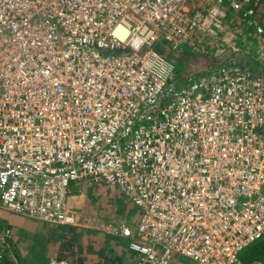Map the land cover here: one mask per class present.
I'll return each instance as SVG.
<instances>
[{
	"label": "built area",
	"instance_id": "built-area-1",
	"mask_svg": "<svg viewBox=\"0 0 264 264\" xmlns=\"http://www.w3.org/2000/svg\"><path fill=\"white\" fill-rule=\"evenodd\" d=\"M260 10L0 0V209L71 226V183L112 186L139 210L120 230L138 264H241L264 236V76L219 62L177 84L164 53L193 35L237 51L228 13L262 36Z\"/></svg>",
	"mask_w": 264,
	"mask_h": 264
},
{
	"label": "crops",
	"instance_id": "crops-1",
	"mask_svg": "<svg viewBox=\"0 0 264 264\" xmlns=\"http://www.w3.org/2000/svg\"><path fill=\"white\" fill-rule=\"evenodd\" d=\"M247 26L249 27L246 23L243 27ZM231 31L237 36V30ZM239 40L240 38L235 39V44L236 42L238 44ZM235 56L242 58V56ZM245 56H250L243 57L249 60L242 61L238 68H247L253 75H259L255 73L254 65H252L254 64L253 56L249 54ZM193 68L190 72L193 70L203 72L206 69L205 66L198 69ZM73 191L74 193L69 191L68 205L71 214L78 222L76 227L42 223L0 209V228L4 227L5 230L11 231L10 238L8 239V236L5 238L11 246L10 251L1 252L3 258L0 264H73L76 261H80V264H96L103 256L111 255L110 252L116 256L122 255V264H128L130 260L125 252L128 240L116 238L120 237L119 230H114L110 224L106 226L107 222L103 225L102 219L92 213V208L86 209L87 213H85L82 210L85 204L82 201L84 198L81 194L78 196L76 190ZM132 208L134 210L131 215H133L135 223H138L139 210L134 206ZM29 221H34L37 224L29 223ZM121 241L126 246H123ZM119 243L122 246H119ZM123 247L125 248L123 249ZM135 261H137V256L134 263Z\"/></svg>",
	"mask_w": 264,
	"mask_h": 264
},
{
	"label": "rangeland",
	"instance_id": "rangeland-1",
	"mask_svg": "<svg viewBox=\"0 0 264 264\" xmlns=\"http://www.w3.org/2000/svg\"><path fill=\"white\" fill-rule=\"evenodd\" d=\"M260 7L258 8V10ZM259 21L258 23L263 28L264 25V12L262 10L259 11ZM243 25H240L237 28L240 31H237V38H240L238 44H233L237 51H232L227 47H223L220 44L218 45L216 42H212V44L205 42V40H201L202 38L194 39L191 37L184 45L181 46L177 51L174 53L179 57L173 55L170 51H168V58L170 60H174L176 62L175 69H174V77L176 76L177 84L182 81V76L188 75L190 70L203 68L205 66L206 69H213L216 67V63H228L234 62L236 56H242L241 61H248V58L243 57H250L245 56L247 54L256 57L259 59H264V35L258 36L256 34V30L254 28V32H250L248 29H245L243 26L248 21L243 19ZM230 28V27H229ZM232 30V29H231ZM250 52V53H249ZM226 58L231 60H226ZM194 71V70H193ZM198 72V71H197ZM76 190L78 192V196L84 198L82 201L85 202L83 206V211L85 213L86 209L92 208V213H95L97 217L101 218V223L104 225L110 224L114 230H121L123 226L127 227L133 234L135 232L136 226L138 223H135V219L131 215L133 213V208L128 201H126V197L122 194L117 188L112 186H106L103 184H93V183H82V182H73L70 184L69 191ZM80 198V197H79ZM68 202L70 198H67ZM79 210V208H78ZM81 211V209L79 210ZM71 214V212H70ZM72 215V214H71ZM73 216V215H72ZM81 219V218H80ZM37 224L34 221H29V223ZM75 224L71 226H63V227H76ZM130 223V224H129ZM8 232V239L10 238V230H5V228H0V232ZM119 239H123L120 233V237H116ZM134 238L132 236L130 241ZM73 240V239H72ZM74 241V240H73ZM8 243V242H7ZM129 243L126 247L125 252L127 253V258L129 257L130 262L128 264H138L139 258L138 256L133 253L129 248ZM123 246H126L123 241H121ZM119 243V246H122ZM9 245V244H8ZM11 246L9 245V248ZM125 247H123L124 249ZM122 251V250H121ZM137 256V261L134 260ZM240 255V254H239Z\"/></svg>",
	"mask_w": 264,
	"mask_h": 264
},
{
	"label": "trees",
	"instance_id": "trees-1",
	"mask_svg": "<svg viewBox=\"0 0 264 264\" xmlns=\"http://www.w3.org/2000/svg\"><path fill=\"white\" fill-rule=\"evenodd\" d=\"M228 14L229 15L226 18V24L228 27H231L229 29H232L234 31H236V30L240 31L237 28H239L240 25H243L241 15L234 14L232 12H229ZM245 29H248L250 32H253L254 27L252 25H250L249 27L247 26ZM192 37L194 39L202 38L201 40L204 39L205 42L212 44V41L207 39V38L196 36V35H193ZM171 53L173 55L179 57L174 52H171ZM164 54L168 58V56H169L168 52H165ZM241 59L242 58H238V57L235 58V61L237 62L238 66H241V63H242ZM252 59L254 62V64H252V65H254L255 73L259 74V75L261 74L262 76H264V59L258 60L256 57H254ZM226 60H231V59L226 58ZM171 61L173 62L174 66H175L176 62L174 60H171ZM123 228H127V227L123 226ZM123 239H126V240H128V242H130L129 238L123 237ZM110 254L111 255L108 254L107 256H103L100 260H98V262L96 264H122V261H121L122 255L116 256L112 252H110ZM239 261L241 264H264V236L261 237L256 242L249 245L248 247H246L240 253ZM73 264H80V261L79 262L76 261Z\"/></svg>",
	"mask_w": 264,
	"mask_h": 264
},
{
	"label": "bare ground",
	"instance_id": "bare-ground-1",
	"mask_svg": "<svg viewBox=\"0 0 264 264\" xmlns=\"http://www.w3.org/2000/svg\"><path fill=\"white\" fill-rule=\"evenodd\" d=\"M233 13V12H232ZM231 14V13H230ZM229 15V14H228ZM231 28V27H230ZM124 157V154H122V158ZM67 202H68V200H67ZM68 206V208H69V210H70V207H69V205H67ZM70 214V213H69ZM71 215V214H70ZM70 217V216H69ZM71 218V217H70Z\"/></svg>",
	"mask_w": 264,
	"mask_h": 264
},
{
	"label": "clouds",
	"instance_id": "clouds-1",
	"mask_svg": "<svg viewBox=\"0 0 264 264\" xmlns=\"http://www.w3.org/2000/svg\"><path fill=\"white\" fill-rule=\"evenodd\" d=\"M137 255V254H136ZM138 256V255H137Z\"/></svg>",
	"mask_w": 264,
	"mask_h": 264
}]
</instances>
